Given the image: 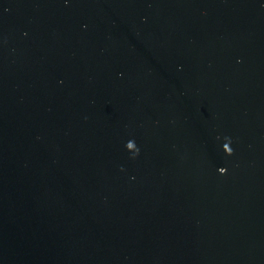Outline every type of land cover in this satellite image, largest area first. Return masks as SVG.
<instances>
[{"label": "water", "instance_id": "water-1", "mask_svg": "<svg viewBox=\"0 0 264 264\" xmlns=\"http://www.w3.org/2000/svg\"><path fill=\"white\" fill-rule=\"evenodd\" d=\"M0 264H264V0H0Z\"/></svg>", "mask_w": 264, "mask_h": 264}]
</instances>
